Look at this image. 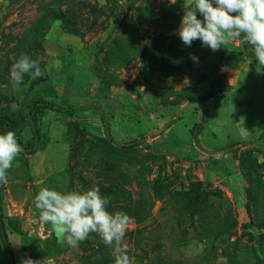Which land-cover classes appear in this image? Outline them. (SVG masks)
<instances>
[{"label":"rangeland","instance_id":"rangeland-1","mask_svg":"<svg viewBox=\"0 0 264 264\" xmlns=\"http://www.w3.org/2000/svg\"><path fill=\"white\" fill-rule=\"evenodd\" d=\"M175 2L0 0V135L23 148L0 184L15 264H114L95 234L57 244L34 206L42 188L93 187L134 218L132 264H264V75L241 39L185 46ZM24 55L42 75L14 89Z\"/></svg>","mask_w":264,"mask_h":264},{"label":"clouds","instance_id":"clouds-1","mask_svg":"<svg viewBox=\"0 0 264 264\" xmlns=\"http://www.w3.org/2000/svg\"><path fill=\"white\" fill-rule=\"evenodd\" d=\"M175 4V0H171ZM202 17V18H198ZM187 47L200 41L213 52L224 45L243 39L251 46L255 56L256 72L264 75V0H185L181 23L175 33ZM194 62L198 57L190 54ZM35 80L42 75L37 60L21 56L10 70L13 88L24 83V77ZM13 111L19 105L13 103ZM23 148L13 131L0 135V184L8 183V170ZM108 197L102 196L99 187L85 192L59 191L42 188L34 198L35 209L42 223L50 225L56 243L77 248L91 234L100 238L105 247L113 250L114 264H132L129 247L125 242L133 217L124 212L110 213ZM20 264H53L48 257L21 258Z\"/></svg>","mask_w":264,"mask_h":264},{"label":"trees","instance_id":"trees-1","mask_svg":"<svg viewBox=\"0 0 264 264\" xmlns=\"http://www.w3.org/2000/svg\"><path fill=\"white\" fill-rule=\"evenodd\" d=\"M241 40L243 41L242 38H241ZM248 46L251 49V46L250 45H248ZM45 107L46 108H51V109H54V110H63L64 112H66L64 109H62L60 107H54L52 105H47L46 104ZM68 113L72 114V111H69ZM0 238L2 240L4 249H5V253H6L7 257H8L9 263L10 264H15L12 247H11V244H10V241H9V237H8V233L6 231L4 220H3L2 204H1V191H0Z\"/></svg>","mask_w":264,"mask_h":264}]
</instances>
